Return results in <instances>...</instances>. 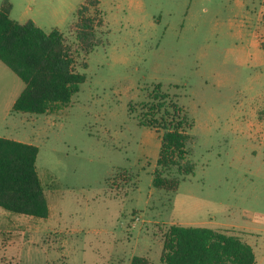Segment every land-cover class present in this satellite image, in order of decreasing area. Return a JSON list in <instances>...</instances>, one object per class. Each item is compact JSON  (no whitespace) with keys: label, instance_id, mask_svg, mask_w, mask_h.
I'll list each match as a JSON object with an SVG mask.
<instances>
[{"label":"rangeland","instance_id":"rangeland-1","mask_svg":"<svg viewBox=\"0 0 264 264\" xmlns=\"http://www.w3.org/2000/svg\"><path fill=\"white\" fill-rule=\"evenodd\" d=\"M10 1L13 19L60 29L87 78L66 107L14 111L25 82L0 60V137L39 147L50 208L0 207V264L160 263L173 224L238 235L264 264V0ZM83 6L100 40L89 52L73 27ZM156 91L190 134L193 171L163 172L176 187L153 183Z\"/></svg>","mask_w":264,"mask_h":264},{"label":"trees","instance_id":"trees-1","mask_svg":"<svg viewBox=\"0 0 264 264\" xmlns=\"http://www.w3.org/2000/svg\"><path fill=\"white\" fill-rule=\"evenodd\" d=\"M13 4L0 5V60L15 72L25 87L13 104L14 111L46 113L68 106L86 81L75 68V50L63 32L45 31L32 19L21 23L11 17ZM86 6L77 12L73 25L81 49L91 51L96 39L95 18ZM167 93L155 92L148 105L145 123L164 129L160 166L154 177L156 187L178 186L177 179L163 176L178 167L193 171L186 159L190 134L182 129L186 116L175 104L167 107ZM39 147L33 143L0 137V207L20 214L47 218L50 208L37 170ZM184 161V162H183ZM131 264H256L253 246L235 234L204 226L171 225L164 233L160 263L135 255Z\"/></svg>","mask_w":264,"mask_h":264},{"label":"crops","instance_id":"crops-1","mask_svg":"<svg viewBox=\"0 0 264 264\" xmlns=\"http://www.w3.org/2000/svg\"><path fill=\"white\" fill-rule=\"evenodd\" d=\"M19 96V95H18ZM15 102V101H14ZM14 104V103H13Z\"/></svg>","mask_w":264,"mask_h":264}]
</instances>
